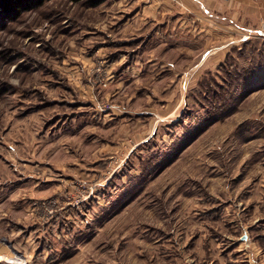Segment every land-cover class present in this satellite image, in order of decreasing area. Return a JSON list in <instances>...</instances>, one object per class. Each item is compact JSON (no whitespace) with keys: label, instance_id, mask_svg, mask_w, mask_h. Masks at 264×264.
<instances>
[{"label":"rangeland","instance_id":"374dc122","mask_svg":"<svg viewBox=\"0 0 264 264\" xmlns=\"http://www.w3.org/2000/svg\"><path fill=\"white\" fill-rule=\"evenodd\" d=\"M90 1L48 0L0 24V264L201 260L210 227L228 234L226 221L208 219L210 175L232 177L253 148L245 137L264 143V35L208 60L196 90L147 100L136 77L109 85L105 68L128 62L139 38L104 18L110 0ZM173 94L189 98L174 109ZM152 105L173 115L130 150L156 120L137 115ZM56 139L69 148L47 150ZM66 152L95 178L63 168ZM228 242L213 238L209 260L223 262Z\"/></svg>","mask_w":264,"mask_h":264},{"label":"crops","instance_id":"0c3cea01","mask_svg":"<svg viewBox=\"0 0 264 264\" xmlns=\"http://www.w3.org/2000/svg\"><path fill=\"white\" fill-rule=\"evenodd\" d=\"M103 11L106 12L104 18H114L118 24V34L127 39L139 38L138 49L128 53V62L123 61L122 56L115 58L113 55L114 63L105 68L109 85L121 90L125 82L136 77L139 84L135 88L143 84L138 90L144 87L142 92H145L147 100L150 94L160 100L156 96L159 92L179 89L183 94L184 91L196 90L199 78L208 73V60L213 67L223 60L224 55H232L239 50L249 41V36L264 35V0H110ZM108 25L113 28V22ZM98 57L100 55H93L92 59L97 60ZM167 73L168 76H162ZM84 86V89L90 87L88 84ZM183 97L173 94V101L167 102L166 106L178 109L189 98ZM146 103L148 105L149 101ZM156 107L152 105V109L146 107L137 113L139 119L151 116L156 120L146 123L148 127L144 135L138 132V142L130 150H134L141 141L152 138L157 125L174 110L165 114ZM106 114L104 118H107ZM249 140L253 141V148L242 151L235 173L230 174L232 177L227 179L221 172V176L210 175L208 182L211 193L208 219L226 221L228 234L212 233L215 229L210 227L202 244L204 258L189 261L190 264H205L208 261V264H264V143L255 136L245 137L242 146ZM50 142L45 147L47 150L69 148L62 139ZM78 145L76 149H79ZM69 146L73 147L71 142ZM91 152V157H98L100 149ZM63 156L66 159L60 163L68 172H75L83 179L89 178L86 172L93 175L89 173L94 171L87 162H83V167L77 165L79 159L75 152L73 156L71 152ZM225 237L231 246H224L221 250L224 261L217 258L209 260L213 238L219 240ZM188 247L193 248L194 244L190 243Z\"/></svg>","mask_w":264,"mask_h":264},{"label":"trees","instance_id":"16d2710c","mask_svg":"<svg viewBox=\"0 0 264 264\" xmlns=\"http://www.w3.org/2000/svg\"><path fill=\"white\" fill-rule=\"evenodd\" d=\"M46 1L48 0H0V24L26 11L40 7ZM70 1L77 3L82 0ZM96 1L97 0H91L90 2L94 5Z\"/></svg>","mask_w":264,"mask_h":264}]
</instances>
